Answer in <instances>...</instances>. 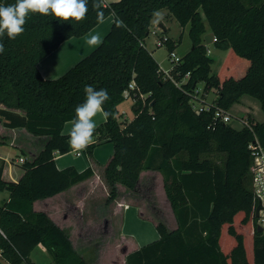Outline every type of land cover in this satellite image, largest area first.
Instances as JSON below:
<instances>
[{
    "label": "trees",
    "instance_id": "16d2710c",
    "mask_svg": "<svg viewBox=\"0 0 264 264\" xmlns=\"http://www.w3.org/2000/svg\"><path fill=\"white\" fill-rule=\"evenodd\" d=\"M15 2L0 0V5ZM88 9L86 19L63 24L50 15L32 14L23 34L14 40L5 34L0 40L5 48L0 54V121L47 138L39 155L22 164L18 181L4 179L0 166V191L10 193L0 205L1 258L32 264L31 253L42 244L56 264H91L64 228L34 209L36 199L95 173L91 165L78 170L56 163L58 154L73 150L70 132L63 129L85 99V85H91L107 89L110 96L103 107L111 115L85 149L94 158L98 145L114 143L104 169L107 204L120 196L119 185L136 189L143 170H158L176 219L173 230L161 220L158 239L128 252L126 264H264L249 148L256 139L264 146V121L248 115L247 124L237 129L215 114L217 107L229 112L243 94L257 97L264 110V0H100L98 9L89 0ZM162 9L182 27L189 26L192 40L169 73L146 44L152 20ZM110 15L113 23L99 45L61 76L42 75L40 61ZM208 29L226 51L217 73L205 44ZM180 40L166 38L169 53ZM132 81L135 88L129 87ZM201 82V95L214 91L216 100L198 112L191 101L200 94ZM128 97L134 117L121 124L120 107Z\"/></svg>",
    "mask_w": 264,
    "mask_h": 264
},
{
    "label": "rangeland",
    "instance_id": "374dc122",
    "mask_svg": "<svg viewBox=\"0 0 264 264\" xmlns=\"http://www.w3.org/2000/svg\"><path fill=\"white\" fill-rule=\"evenodd\" d=\"M107 1L109 2L110 0ZM166 12H168L167 9H162L153 18L151 33L146 40V44L149 50L154 51L155 57L160 62L162 69L168 72L173 66V62L169 57V49L166 43L158 45L160 36L163 34V28L160 26V23L168 26V30L165 33L167 36L176 41L181 39L174 49L178 57H181L191 49L192 40L189 35V26L182 27L174 17L171 20L169 16H164ZM205 44L210 49L209 51L207 50L208 54L214 58L212 71L213 73H217L224 60L226 51L216 45L215 37L209 29L205 34ZM203 87V82L199 83L198 88L200 93H202ZM202 99L205 100L203 102L206 104H210L216 100V93L212 91L204 97L195 98L193 102L196 105H200L201 103L203 104ZM132 104L133 99L130 97L121 104V124L134 117ZM229 113L231 114L230 123L237 129L243 127V119L248 115L254 118V120H264V110L261 101L250 94H243L239 101L231 106ZM3 130L0 122V135ZM15 132L5 131L6 144L11 143L13 138H19L18 133ZM2 150L6 151L8 156L13 157L11 158L13 160L15 159L14 157L18 158L22 154L20 150L12 145H0V151ZM114 150L115 146L112 142L107 143L103 147V152L106 156L113 154ZM9 159L7 160L9 161ZM10 166H12V163H10ZM14 168L13 172L11 170L6 171L7 177L12 176L14 170L16 173L21 169L18 165H14ZM98 169V173L105 182L104 169H102L101 165L98 166ZM143 171L145 173L137 188L129 189L124 185H120V196L111 204H107L105 190H103V186L101 187V185L95 189V197L89 196L86 198L85 220L91 221V218H93L94 222L89 224L86 233L85 230L82 231V233L84 232L83 236H76L77 234L75 235V233H73L74 236L72 234L71 236L74 238L73 241L77 250L91 264H126L125 256L128 252L139 248L145 243L158 239L159 233L156 225L161 220L166 223L170 230L176 228V219L164 190L161 172L158 170ZM125 248L128 249L127 252L124 251ZM31 257L34 260V264H56L52 255L42 244H38L34 248Z\"/></svg>",
    "mask_w": 264,
    "mask_h": 264
},
{
    "label": "crops",
    "instance_id": "0c3cea01",
    "mask_svg": "<svg viewBox=\"0 0 264 264\" xmlns=\"http://www.w3.org/2000/svg\"><path fill=\"white\" fill-rule=\"evenodd\" d=\"M107 3L116 1L110 0L109 2L105 0ZM158 15V14H157ZM164 16H169L172 20V16L168 12L164 14ZM114 20V16L110 15L105 20H103L99 25L93 28L89 33L81 37H72L66 41H64L55 51L49 54L46 58L39 62L38 67L45 78H57L65 73L70 67H72L79 59L92 51L100 42L103 40L106 33L109 31ZM153 24V20H152ZM168 27L167 25H164ZM152 27V26H151ZM96 38L95 42H90ZM216 41V40H215ZM177 46V45H176ZM153 55L155 56L154 51L152 50ZM187 53V52H186ZM157 59V58H156ZM128 99V98H127ZM126 113V112H125ZM120 116H122V112L120 110ZM96 128L105 122L106 118L103 117L101 113H98L93 118ZM121 120V119H120ZM264 121V120H263ZM3 127V132L0 135V145H12L21 151L22 154L19 157H14L15 159H11L7 155L6 151H0V166L3 168L2 177L6 180L18 181L23 173L24 169L22 164L26 160H33L40 150L43 148L44 143L46 142L45 136H35L31 134L25 128H9L4 126L3 122L0 121ZM72 121H68L64 126V133H69L71 131ZM16 131L18 133L19 138L12 139L11 143L6 144V133L5 131ZM4 133V134H3ZM92 141H95V137L93 136ZM91 141V142H92ZM109 142L101 143L94 149V158H89L85 154L84 150H71L66 154H58L56 156V163L59 168H65L68 166H75L78 170H83L89 165H91L95 173L90 178L79 182L69 189L57 193L53 196H49L46 198H39L34 201V209L42 210L47 212L52 219L59 224L62 228H64L68 234L73 235L75 233L76 236H83L87 232L89 224L94 222V219L91 218V221L85 220L84 210L86 208L87 202L85 201L87 197L92 196L95 197L94 192L95 189L101 185L103 186V190H105V195H108V188L106 183L102 180L101 175L98 173V166L101 165L102 169H104L105 165L109 161L110 157L113 154L106 156L103 152V147ZM20 156L25 158L24 162L19 160ZM10 158V159H9ZM12 163V166H10ZM18 165L21 167L16 173L12 176L7 177L6 171H12L14 165ZM15 169V168H14ZM145 171L141 173L139 183L144 175ZM161 175V174H160ZM162 177V176H161ZM163 182V180H162ZM120 187V185H119ZM10 199V193L6 190L0 191V205H3ZM70 214V215H69ZM88 225V226H85ZM74 236V235H73ZM73 241V237L71 238ZM74 245L75 242L73 241ZM76 247V246H75ZM32 264L34 260L31 257Z\"/></svg>",
    "mask_w": 264,
    "mask_h": 264
},
{
    "label": "clouds",
    "instance_id": "9594fccd",
    "mask_svg": "<svg viewBox=\"0 0 264 264\" xmlns=\"http://www.w3.org/2000/svg\"><path fill=\"white\" fill-rule=\"evenodd\" d=\"M89 0H16L14 4L0 5V40L7 35L14 40L25 31L24 25L30 15L41 14L53 16L60 23L80 22L86 19ZM93 9L100 7V0H92ZM101 14L98 13V19ZM93 38L90 42H95ZM5 51L4 44L0 42V54ZM85 99L75 106V116L69 133L68 144L75 150H84L93 139L96 124L93 118L101 113L107 118L111 115L104 110L105 103L110 99L107 89H96L91 85H85Z\"/></svg>",
    "mask_w": 264,
    "mask_h": 264
},
{
    "label": "built area",
    "instance_id": "2783aa9c",
    "mask_svg": "<svg viewBox=\"0 0 264 264\" xmlns=\"http://www.w3.org/2000/svg\"><path fill=\"white\" fill-rule=\"evenodd\" d=\"M167 37L168 36L165 35L162 39L160 38V40L158 41V45L163 44ZM215 40H216V38H215ZM207 50L209 51L210 49L207 48ZM169 57L174 62L180 60V57H178L176 55L174 50H172L169 53ZM166 73H169V71ZM187 76H188V74H187ZM129 87L135 88V82L132 81L129 84ZM127 93H128V91H127ZM201 94L202 93H200L198 95V98H200V96H202ZM203 100L204 99H202V102H203ZM191 102H192L193 108L198 112H200L202 110H209V108H210V104H206L205 102H203V104L201 103L200 105H196L193 102V100ZM215 114H216V116L221 117L222 120H224L225 122H230V120H231V114L229 112H225L223 109H221L219 107L216 108ZM243 121H244L243 125H246L247 124L246 121L244 119H243ZM249 148H250L251 154H252L251 170H252V175H253V183H252L253 189H254L255 197L257 199L258 204L259 203L261 204L259 214L257 215L258 223L264 229V146L256 139L250 143ZM19 160L21 162H24L25 158L23 156H20ZM0 264H12V263L1 258V250H0Z\"/></svg>",
    "mask_w": 264,
    "mask_h": 264
},
{
    "label": "water",
    "instance_id": "95a60500",
    "mask_svg": "<svg viewBox=\"0 0 264 264\" xmlns=\"http://www.w3.org/2000/svg\"><path fill=\"white\" fill-rule=\"evenodd\" d=\"M160 26H161L163 29H164V27H165V26L163 25V23H160ZM260 208H261V204L259 203V204L257 205V208H256V214H257V215L259 214V210H260ZM258 229H259V230H263V227H262L261 225H259V226H258ZM127 250H128V249L125 248L124 251L127 252Z\"/></svg>",
    "mask_w": 264,
    "mask_h": 264
}]
</instances>
